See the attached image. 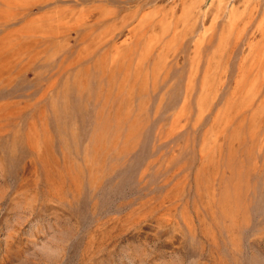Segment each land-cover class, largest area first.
I'll list each match as a JSON object with an SVG mask.
<instances>
[{"label": "rangeland", "instance_id": "obj_1", "mask_svg": "<svg viewBox=\"0 0 264 264\" xmlns=\"http://www.w3.org/2000/svg\"><path fill=\"white\" fill-rule=\"evenodd\" d=\"M0 264H264V0H0Z\"/></svg>", "mask_w": 264, "mask_h": 264}]
</instances>
